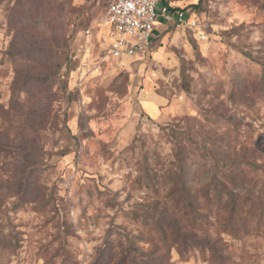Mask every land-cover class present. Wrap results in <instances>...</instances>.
Instances as JSON below:
<instances>
[{
  "label": "rangeland",
  "instance_id": "374dc122",
  "mask_svg": "<svg viewBox=\"0 0 264 264\" xmlns=\"http://www.w3.org/2000/svg\"><path fill=\"white\" fill-rule=\"evenodd\" d=\"M169 3L195 10L205 38L163 24L146 51L113 59L105 0H0L4 185L18 181L22 160L46 164L35 183L16 185L39 202L0 188V231L18 241L0 264H264V0ZM54 38L67 43L50 52ZM16 76L29 80L20 97L30 104L49 79L62 86L54 130L39 141L29 124L46 101L18 114ZM199 214L209 247L162 240L171 220L190 243Z\"/></svg>",
  "mask_w": 264,
  "mask_h": 264
},
{
  "label": "trees",
  "instance_id": "16d2710c",
  "mask_svg": "<svg viewBox=\"0 0 264 264\" xmlns=\"http://www.w3.org/2000/svg\"><path fill=\"white\" fill-rule=\"evenodd\" d=\"M163 1L166 3L169 2V0H163ZM105 5H106V0H105ZM174 8H176V6H174ZM180 8H185V7H180ZM192 11L195 12V10H192ZM191 32L194 36V33L192 30H191ZM156 38H154L153 41ZM153 41L151 42V44L153 43ZM66 43H67L66 39L64 40V42L61 39V42H60L59 40L54 38L50 45H44V46H45V49H48L50 52H52V50L61 48L62 46L66 45ZM151 44L149 45V47L151 46ZM57 59H60V56ZM52 66H53L52 76H54V77L58 76L59 78L56 80H60V75H61L60 74V67H61L60 63H58L57 61H54L52 63ZM49 82H51V90L48 93H46L45 95L41 96L38 93L37 94H33V93L30 94V97L33 100L34 104H30L29 100L26 101L24 96L22 98L20 97L22 93L25 96L28 95V91L26 89L28 88L29 80L21 82L20 80H18V78L16 76L12 82V85H11L12 101L15 99V102H19V104H21V106H19V109H18V111H19L18 114H20V115H22L23 112H25L23 109H24V106H27V105L32 106L34 108L33 113L37 114V109L39 107L38 103L40 102L41 97H42V99H44V101H46L45 105L47 108H45L43 110V113H46L45 116L43 118H38L36 115L34 117L33 121L29 124L30 125L29 128L31 129V132L33 133L35 139L38 141L40 140V138H45L46 133H52L53 132L52 129L54 130V127L56 124V119L58 117L55 114L53 104H54V102L58 101L56 99V95L58 94V91L61 90L62 86L56 85L57 83L53 79H51V81L49 79ZM57 82H59V81H57ZM55 86L57 87V89H54ZM6 148L7 147L3 146L2 143H0V154L5 152ZM43 155H46V153L44 151V148L43 149L41 148V150H39V152L36 154V157L42 158ZM25 158H26V155L23 157V159H25ZM243 163L249 164L247 162L246 163L243 162ZM253 164H254L255 168H257L258 165L256 164V162ZM22 165H23V169L20 172L19 179L13 186H8L7 184L4 185V182L7 183L8 180L4 181V179H2V177H1L2 173H0V188H3L5 190V193H4L5 196L12 197V196L17 195L18 200H20L24 204L37 203L41 199L44 198L43 195L42 196H40V195L31 196V194H27V192H25V191H23V194H20V192H18L16 189V185L17 184H18V186L21 185V186H23L24 189H26L28 185L35 183V180L32 179L33 171H35L38 167H43V169L46 168V164L42 163V159H41V161H38V159H37V160L32 161V163H30V161L24 162L22 160ZM209 180L210 181H208L206 183L207 189L214 191V197L221 198V196L223 195V191L218 190L219 186L217 184L214 185L212 178H210ZM232 193H233L232 194L233 197H235L237 194L234 190L232 191ZM11 206H12V209L19 208L18 207V201L13 202V204H11ZM1 208H2V206L0 204V214L2 213ZM202 218L203 217L200 214L194 218L193 225H192L193 234L191 236V240L189 241L190 243H181V244L179 243L180 239L176 236V234L173 233V230L175 229V225H174L173 221H171V220H166V221L162 222V225L160 226L161 227V233L163 235L162 240H164V241L170 240L171 242H173V244L178 245L182 248L188 244H191V246H196V247H200V248H205V244H206L209 247V240L201 238L199 235L201 233H199V229L197 228L199 223H201ZM12 238H14V235H13V231L11 229H9L8 231H0V261H4V260L6 261L8 259V257L13 254L12 252H14L15 248L17 247L18 241H14ZM161 256L165 257L166 255H165V253H162Z\"/></svg>",
  "mask_w": 264,
  "mask_h": 264
},
{
  "label": "built area",
  "instance_id": "2783aa9c",
  "mask_svg": "<svg viewBox=\"0 0 264 264\" xmlns=\"http://www.w3.org/2000/svg\"><path fill=\"white\" fill-rule=\"evenodd\" d=\"M103 20L107 27L108 56L113 59L146 51L163 24L187 27L197 39L205 38L195 12L174 8L163 0H106Z\"/></svg>",
  "mask_w": 264,
  "mask_h": 264
},
{
  "label": "crops",
  "instance_id": "0c3cea01",
  "mask_svg": "<svg viewBox=\"0 0 264 264\" xmlns=\"http://www.w3.org/2000/svg\"><path fill=\"white\" fill-rule=\"evenodd\" d=\"M170 1V0H169Z\"/></svg>",
  "mask_w": 264,
  "mask_h": 264
}]
</instances>
